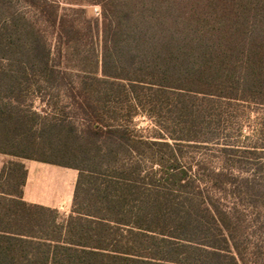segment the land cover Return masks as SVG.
Instances as JSON below:
<instances>
[{
  "label": "trees",
  "instance_id": "16d2710c",
  "mask_svg": "<svg viewBox=\"0 0 264 264\" xmlns=\"http://www.w3.org/2000/svg\"><path fill=\"white\" fill-rule=\"evenodd\" d=\"M0 154V264H255L221 201L264 227V0H0ZM20 160L77 171L69 216Z\"/></svg>",
  "mask_w": 264,
  "mask_h": 264
},
{
  "label": "rangeland",
  "instance_id": "374dc122",
  "mask_svg": "<svg viewBox=\"0 0 264 264\" xmlns=\"http://www.w3.org/2000/svg\"><path fill=\"white\" fill-rule=\"evenodd\" d=\"M62 1V0H61ZM66 6V5H62ZM21 7V5H20ZM76 8V7H75ZM86 16L88 18L99 19L101 18V9L99 6L88 5L85 6ZM97 10V13L95 12ZM99 38H97L96 34H93V37L88 40L90 42V47H93L95 52H99ZM71 69L77 70L81 67L77 64V60H74L72 63H69ZM243 109H239L238 114H241ZM250 114V122L245 124L246 130H250L249 127H253L256 125V112L253 110H248ZM135 124H137L138 128L141 129H153V133L149 135L157 134L156 126L151 123L148 119H145L141 115L134 119ZM190 145H183V152L185 158H188L190 162L194 160L204 159L208 163L216 164L218 153L216 151L215 146L209 145L208 147H203L196 145L195 143H189ZM250 157V156H248ZM253 157H262V155H256ZM1 162L6 165L11 161H17V159L0 155ZM250 161V160H249ZM255 162V161H252ZM262 162V158H261ZM251 163V161H250ZM252 164V163H251ZM2 167V166H1ZM0 167V169H1ZM251 168V167H248ZM221 202H225L224 205L228 208H234V212L237 219L238 224H240L239 230L237 231L238 239L240 240V249L245 255V260L249 262H256L255 264H263L264 263V227L262 226V216L259 214V211L254 208H249L237 201L229 198L226 201L223 200ZM67 217V216H64Z\"/></svg>",
  "mask_w": 264,
  "mask_h": 264
},
{
  "label": "crops",
  "instance_id": "0c3cea01",
  "mask_svg": "<svg viewBox=\"0 0 264 264\" xmlns=\"http://www.w3.org/2000/svg\"><path fill=\"white\" fill-rule=\"evenodd\" d=\"M19 162L26 170L21 200L27 204L54 209L61 216H69L78 176L77 171L33 160H20ZM0 167L1 172L4 167L1 160Z\"/></svg>",
  "mask_w": 264,
  "mask_h": 264
},
{
  "label": "built area",
  "instance_id": "2783aa9c",
  "mask_svg": "<svg viewBox=\"0 0 264 264\" xmlns=\"http://www.w3.org/2000/svg\"><path fill=\"white\" fill-rule=\"evenodd\" d=\"M95 12L97 13V10L95 9Z\"/></svg>",
  "mask_w": 264,
  "mask_h": 264
}]
</instances>
